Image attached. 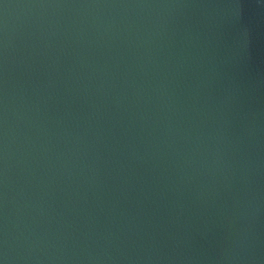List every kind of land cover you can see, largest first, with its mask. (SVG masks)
<instances>
[{
  "label": "water",
  "instance_id": "95a60500",
  "mask_svg": "<svg viewBox=\"0 0 264 264\" xmlns=\"http://www.w3.org/2000/svg\"><path fill=\"white\" fill-rule=\"evenodd\" d=\"M0 264H264V0H0Z\"/></svg>",
  "mask_w": 264,
  "mask_h": 264
}]
</instances>
